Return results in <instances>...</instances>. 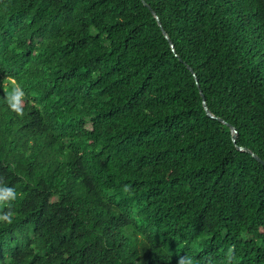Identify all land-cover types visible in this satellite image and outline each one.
Masks as SVG:
<instances>
[{
  "label": "trees",
  "instance_id": "1",
  "mask_svg": "<svg viewBox=\"0 0 264 264\" xmlns=\"http://www.w3.org/2000/svg\"><path fill=\"white\" fill-rule=\"evenodd\" d=\"M236 146L264 161V0H0V264H264Z\"/></svg>",
  "mask_w": 264,
  "mask_h": 264
},
{
  "label": "water",
  "instance_id": "2",
  "mask_svg": "<svg viewBox=\"0 0 264 264\" xmlns=\"http://www.w3.org/2000/svg\"><path fill=\"white\" fill-rule=\"evenodd\" d=\"M143 4H144V6H146V7L149 9V11L151 12V14L154 16L155 20L157 21V25L159 26V28H160V30H161V33H162L163 37H164V38L167 40V42L169 43L170 48H171L172 52L174 53V55L177 56V55H176V52H175V49H174V45H173V43L171 42V40H170L168 34L166 33V31L163 29V27H162V25H161V22H160V20H159V18H158V16L156 15V13H155V12H154V11H153V10H152V9H151V8H150V7L144 2V1H143ZM180 61H181V60H180ZM186 67H187V69L192 73V75H193V77H194V79H195V81H196L197 87L199 88V85H198V82H197V78H196L195 73L193 72V70H192L189 66H186ZM199 93H200V95H201V97H202V106H203V109H204L206 115H207L209 118H211V119H215V120H217L218 122H220V123L226 125V126L229 128L230 135H231V140H232V142L234 143V145H236L237 132H236L235 128H234L232 125L226 123L224 120H222V119L216 117V116H215V115L209 110V108L207 107L206 101H205L204 96H203V94H202V91H201L200 89H199ZM236 149H237L238 151H240V152H246V153L250 154V155H251L256 161H258L261 165L264 166V161L261 160L257 155H255L252 151H250V150H248V149H246V148H243V147H239V146H236Z\"/></svg>",
  "mask_w": 264,
  "mask_h": 264
},
{
  "label": "clouds",
  "instance_id": "3",
  "mask_svg": "<svg viewBox=\"0 0 264 264\" xmlns=\"http://www.w3.org/2000/svg\"><path fill=\"white\" fill-rule=\"evenodd\" d=\"M14 95H15V92L13 93V96ZM16 198H17V192L14 188L7 187V186H0V202H8V201L15 200ZM0 223H6L9 225L12 224L13 214L6 213L0 216ZM180 264H194V260L192 257L185 256L181 258Z\"/></svg>",
  "mask_w": 264,
  "mask_h": 264
}]
</instances>
